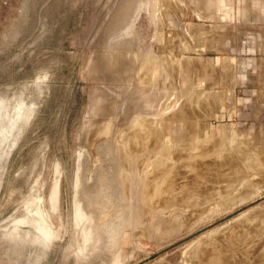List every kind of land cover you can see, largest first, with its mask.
Here are the masks:
<instances>
[{
    "label": "rangeland",
    "instance_id": "374dc122",
    "mask_svg": "<svg viewBox=\"0 0 264 264\" xmlns=\"http://www.w3.org/2000/svg\"><path fill=\"white\" fill-rule=\"evenodd\" d=\"M256 1L0 0V264H195L217 246L225 263L264 264ZM156 161L192 172L163 208L140 197ZM191 189L216 203L178 225Z\"/></svg>",
    "mask_w": 264,
    "mask_h": 264
},
{
    "label": "bare ground",
    "instance_id": "6f19581e",
    "mask_svg": "<svg viewBox=\"0 0 264 264\" xmlns=\"http://www.w3.org/2000/svg\"><path fill=\"white\" fill-rule=\"evenodd\" d=\"M187 60V59H186ZM189 61H190V58H189ZM193 62V61H192ZM189 63H191V61L189 62ZM188 63V61L187 62H185V68L183 69V73L185 74V72H189L191 69H193V68H191V66L192 67H194V69L195 68H198L199 66H198V64H197V66L198 67H195L194 65H196V63H194L193 62V65L191 64H189ZM195 101V100H194ZM200 101H201V99H200ZM204 101H205V98H204ZM198 102V101H197ZM196 102V103H197ZM195 103V104H196ZM207 103V102H206ZM185 104H187V99H186V102H185ZM194 104V103H193ZM199 104H200V102H199ZM196 106H198V104H196ZM190 116H187V110L186 109H182V110H180V111H178L177 113H175V117H174V119H175V121L177 122V121H180L182 118V123L186 126V125H188L187 124V122H188V118H189ZM138 121V120H137ZM137 121H136V125H138V124H140L141 125V123H143V122H141V123H138L137 124ZM144 123H145V121H144ZM139 125V126H140ZM146 125V124H145ZM141 127H143L142 125H141ZM188 126H186V128H187ZM137 128V127H136ZM139 128V127H138ZM149 130H153V128L151 129L150 127L148 128ZM133 130V129H132ZM148 130V133L146 132L147 131V129H145V135H147V137L148 136H150V131ZM139 131V130H138ZM140 132H142V130L140 131ZM184 134L187 136V132H188V130L187 129H185L184 131ZM130 133V132H129ZM139 133V132H138ZM223 133V132H222ZM128 134V133H127ZM141 134V133H140ZM221 134V133H220ZM136 135H138V134H136ZM131 136H132V134H131ZM134 136V135H133ZM140 136V135H139ZM138 136V137H139ZM142 136V138H144L143 137V134L141 135ZM141 136H140V139H142L141 138ZM154 137V138H156V133L154 134V132H152V135L150 136V138L151 137ZM217 136V135H216ZM216 136H214L215 138H216ZM235 136H237V135H235ZM135 137V136H134ZM138 137L136 136V138L138 139ZM127 138H128V136H127ZM130 138V137H129ZM136 138L134 139L133 137H132V139H133V143H134V140H136ZM153 138V139H154ZM214 138V139H215ZM132 139H127V141H132ZM145 139V138H144ZM218 139V138H217ZM232 139H234V138H232ZM236 139V138H235ZM196 140V139H195ZM216 140V139H215ZM221 140V139H220ZM127 141H125V142H127ZM144 141V140H143ZM198 141V139L196 140V142ZM208 141V140H207ZM237 140H235L234 142H236ZM239 141V140H238ZM136 142V141H135ZM146 142V141H145ZM214 142V141H213ZM218 143H219V141H217ZM217 142H215V143H217ZM221 142H224L223 140L221 141ZM155 141H153V143H152V152L154 151V153H155V150H154V148L157 146V144L155 143ZM199 143V145L201 144V142L200 141H198L197 143H196V145ZM214 143V144H215ZM136 144H137V142H136ZM139 144V143H138ZM203 144V143H202ZM130 145V144H129ZM128 145V146H129ZM131 145H134V144H132L131 143ZM145 145V144H144ZM209 146H210V143L208 144ZM206 145H205V143H204V147H205ZM213 146H215L216 147V144L215 145H213ZM126 147V146H125ZM141 147V146H140ZM145 147V146H144ZM147 147H149V148H151V146L149 145V146H147ZM146 147V148H147ZM197 147H198V145H197ZM195 148V150H199L198 148ZM202 148L203 146L202 145H200L199 146V148ZM204 147L202 148V150H203V152L205 153V152H207L206 150H208V149H210V148H207L205 151H204ZM212 147V146H211ZM130 148V147H129ZM134 148H135V146H134ZM157 149H158V146L156 147ZM155 148V149H156ZM188 148H190V147H188L187 145L183 148V150H184V153L182 154V155H173V154H171V156H173V158H174V161L177 159L178 160V165H180L181 166V164H179V162H181L180 160L182 159V162H183V160L186 158V155L189 153V154H191L190 153V149L188 150ZM133 149V148H132ZM141 149V148H140ZM140 149L138 150V151H140ZM213 149V148H212ZM211 149V150H212ZM127 150V149H126ZM142 150V149H141ZM162 150V149H161ZM160 150V151H161ZM201 150V149H200ZM134 151H136V150H134ZM143 151V150H142ZM189 151V152H188ZM210 151V150H209ZM149 152H150V150H149ZM156 152H159V150L157 151L156 150ZM166 152V150L162 153V151H161V153L162 154H164ZM197 152V154L199 153V151H196ZM202 153V152H201ZM129 155L131 154V153H128ZM152 154V153H151ZM156 154V153H155ZM189 154H188V156H189ZM127 155V154H126ZM158 155H159V153H158ZM165 155V154H164ZM167 155V154H166ZM165 155V156H166ZM199 155V154H198ZM201 155V154H200ZM128 156V155H127ZM154 156V155H153ZM153 156H151V157H153ZM187 156V157H188ZM149 157V156H148ZM179 157H183V158H179ZM190 157V156H189ZM193 157H197V155H195V156H191V158H188V160L189 159H191V161H188L187 159V161L188 162H186V160H185V163H189V165L187 166V167H190V169H194V168H192L193 166H194V158ZM131 158V157H130ZM168 158V157H167ZM172 157H170L169 159H171ZM176 158V159H175ZM121 159H123V157L121 158ZM148 159V158H147ZM151 159V158H150ZM164 159H165V157H164ZM192 159H193V161H192ZM200 159H202V158H200ZM200 159L198 158V160L200 161ZM157 160V159H156ZM166 160V159H165ZM164 160V161H165ZM176 160V161H177ZM197 160V159H196ZM203 160H204V158H203ZM171 161H172V159H171ZM175 161V162H176ZM198 161V162H199ZM128 163H129V161H127ZM159 162H160V159H159ZM158 161H156L155 163H154V166L153 165H151V167H153L154 169H153V171L151 170L152 168H149L152 172H150V176L148 177V176H146V177H148L149 179H147L148 181L147 182H145L144 184H145V190L144 189H142V191H140L141 193H140V197H141V201H143L144 202V200L146 199V200H152V201H154V199L156 198V200H157V198H158V200H157V205H158V207L159 208H163L162 206H168L169 205V203L172 205V203H171V201H170V199H169V196H167V195H169L170 194V192H168L169 194H167V191H168V189L170 190V189H173V192H174V189H177V188H182V187H184L183 186V183H185V182H183V181H185L186 179H187V177H188V173L189 172H191V170L190 169H187V167H186V165L187 164H184V166H185V168L187 169V170H190L188 173H187V171H183V169L185 170V168H181L180 170H179V167H178V169L176 170L175 168V171H171V168L169 167L170 165H169V163L167 162V164L168 165H166L165 163L166 162H164V166H162V167H160V163H159ZM175 162H172V163H175ZM190 163H191V165H193L192 167L190 166ZM196 163H197V161H196ZM226 163V162H225ZM231 164H229L230 165V167H231V165H233L232 163L233 162H230ZM142 164V163H141ZM226 164H228V161H227V163ZM138 165H140V163L138 164ZM171 165H173V164H171ZM197 165V168H199V166H200V172H201V168H202V170L204 171L205 169V171H207L208 169L210 170V168H212L213 167V163L212 162H202L201 161V163H197L196 164ZM195 165V166H196ZM124 167H126V166H124ZM124 167H122V168H124ZM139 167H141V165L139 166ZM138 167V168H139ZM150 167V166H149ZM172 167V166H171ZM182 167H183V165H182ZM229 167V168H230ZM234 167V166H233ZM232 167V168H233ZM170 168V169H169ZM231 168V169H232ZM235 168V167H234ZM127 169V168H126ZM125 169V170H126ZM148 169V170H149ZM123 171V170H122ZM171 171V172H170ZM193 171V170H192ZM204 171V172H205ZM121 172V171H120ZM192 173V172H191ZM203 173V172H202ZM206 173H208V172H206ZM206 173H205V175H206ZM190 174V173H189ZM210 174V173H209ZM121 175V174H120ZM122 175H123V172H122ZM191 176V180L193 181H190L189 183H193V185L192 184H190V186L192 187V188H197V187H194V185L196 186V183H198V184H200V181H198L196 178H192L193 176L192 175H190ZM207 176V175H206ZM197 177V176H196ZM204 177V176H203ZM200 178V177H199ZM202 178V177H201ZM201 178L199 179V180H201ZM206 178V177H205ZM122 179H123V177H122ZM146 179V178H145ZM124 180V179H123ZM158 180H162V181H164V182H166V185H165V193L166 194H163V192L162 193H157V189H159V187H158V185H155V183L157 184V181ZM204 180V179H203ZM145 181V180H144ZM162 181H160L161 183H162ZM189 181V180H188ZM194 181H196L195 183H194ZM160 183V184H161ZM188 183V182H187ZM186 183V184H187ZM158 184H159V182H158ZM160 184H159V186H160ZM185 184V185H186ZM142 186V185H141ZM189 186V185H188ZM198 187L199 186H201V185H197ZM143 187V186H142ZM150 187H151V189H153V191H152V193L153 192H156L155 194H156V197H155V194L153 193V195L151 194V196L149 195V194H147V193H150L151 191V189H150ZM158 187V188H157ZM191 187H189V188H191ZM148 188V190H147V192H146V189ZM204 188V187H203ZM150 189V190H149ZM164 190L162 187L160 188V191H162V190ZM182 189H184V188H182ZM193 190V189H191V191H192V193L190 194V192H189V195H188V193H185L186 191H188V190H186V186H185V197L187 198V195H188V197H195V196H197L198 194H197V191L196 190ZM200 190L199 191H201L202 189L201 188H199ZM156 190V191H155ZM180 189H178V191H179ZM197 190H198V188H197ZM207 190V189H206ZM150 191V192H149ZM160 191H158V192H160ZM171 192H172V190H170ZM181 191V190H180ZM190 191V190H189ZM195 191V192H194ZM171 193L170 195L171 196H174V194H176V191H175V193ZM196 194H194V193ZM177 193H179V192H177ZM201 193V192H200ZM202 193H204V195H202ZM202 193H201V197L200 196H197L196 198H193L191 201H190V203H188L187 205H185L184 207L185 208H187L186 210H184V211H182V210H180V212L178 213V214H176V216H178L179 217V219H178V225H183V223H185L186 222V219H191L192 218V216L193 215H197L198 213L199 214H201L202 215V213H203V211H207L208 209H209V204L210 203H212V204H215L216 203V196H215V194L214 193H210V192H203L202 191ZM208 193H209V195H208ZM180 194V193H179ZM192 194H194V196H192ZM200 195V194H199ZM170 196V197H171ZM182 196H183V194H182ZM175 197H176V195H175ZM179 197H181V195H179ZM184 197V196H183ZM224 197V196H223ZM154 198V199H153ZM185 198V199H186ZM175 199V198H174ZM177 200L178 199H180V200H178V201H182V197L181 198H176ZM188 199V198H187ZM177 200H175V202H177L176 204H177V206H183L181 203H179ZM150 203L152 204L153 202H151L150 201ZM154 204V203H153ZM176 204H175V206H176ZM154 206H155V204H154ZM161 206V207H160ZM156 207V206H155ZM155 209H157V208H155ZM178 210V209H177ZM176 210V211H177ZM175 211V212H176ZM186 211V212H185ZM170 212V211H169ZM177 225V226H178ZM179 228H180V226H179ZM214 245H215V243H214ZM214 245H212V246H214ZM218 245V244H217ZM216 246V245H215ZM218 248V249H217ZM227 249V248H226ZM229 250V249H228ZM223 251H227V250H225V247H223ZM221 253H223L222 252V247H219V246H217V247H215L214 249H211V248H209V249H204V248H202V250L200 249V252H199V254H198V252L197 253H195L196 254V261H194L195 262V264H217V260H219V258H220V255H221ZM198 254V255H197ZM222 256V255H221ZM225 257V256H224ZM221 258V260H219L220 261V263L222 262V259H223V261L225 260V258ZM227 260V259H226ZM261 260V259H260ZM259 259H258V261H260ZM264 260V259H263ZM228 261V260H227ZM258 261H256L257 263H258ZM226 261H224V263H222V264H229V263H225ZM255 262V263H256ZM264 262V261H263ZM219 264V263H218Z\"/></svg>",
    "mask_w": 264,
    "mask_h": 264
},
{
    "label": "crops",
    "instance_id": "0c3cea01",
    "mask_svg": "<svg viewBox=\"0 0 264 264\" xmlns=\"http://www.w3.org/2000/svg\"><path fill=\"white\" fill-rule=\"evenodd\" d=\"M256 4V10L252 12L246 21L250 23L251 35L255 39L250 44H246L249 47V51L264 52V0H258L254 2ZM185 68V63L182 70ZM195 69H191L189 72H185V76L189 77L191 72ZM187 99V116H192V110L190 108V97Z\"/></svg>",
    "mask_w": 264,
    "mask_h": 264
}]
</instances>
